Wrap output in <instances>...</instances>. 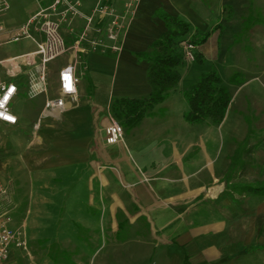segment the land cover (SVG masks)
I'll return each mask as SVG.
<instances>
[{
	"label": "crops",
	"instance_id": "1",
	"mask_svg": "<svg viewBox=\"0 0 264 264\" xmlns=\"http://www.w3.org/2000/svg\"><path fill=\"white\" fill-rule=\"evenodd\" d=\"M96 1L83 0L84 10L89 12ZM110 1L122 9L129 0ZM135 2V18L126 33L123 53L83 57L78 70L82 106L76 109L68 101L63 113L52 116H43L45 104L42 107L39 129L43 121L61 116L70 122L72 129L66 133L42 130V137L35 139L34 154L29 155L31 141L27 136H12L10 130L15 132L24 125L23 114L15 113L19 119L17 126L6 125L8 129L0 124V131L9 134L5 137L0 133V220L7 215L12 219L10 227H24L14 219L18 207L10 173L15 164L29 160L36 177L43 178L41 149L47 142L55 147L56 158L60 155L59 160L55 159L57 164L77 165L87 158L92 162L93 181L82 188L83 202L91 210L95 208L91 191L96 189V181L102 192L115 193L113 207L124 212L136 210L135 218L127 217L135 224L136 244H142L135 251V264H264V196L248 194L245 190L264 186V142L259 144L264 138V59L255 61V66L261 68H254L259 74L253 76L250 62L232 53L233 49L242 48L238 38L248 34L254 39L249 38L248 48L264 51V0ZM158 11L190 25L191 31L184 41L192 40L198 31L211 36L197 47L196 55L200 54L204 63L198 65L185 60L179 68L181 81L177 88L137 126H125L133 131L129 135L124 122L115 114V101L147 99L152 92L148 83L150 63L140 60L138 55L149 51L167 32L165 23L155 16ZM248 19L251 21L245 31ZM67 61L71 62L72 57H67ZM226 66L229 72L224 76L222 70ZM50 69L48 97L54 98L58 96L59 70L51 76ZM82 69L85 76L80 72ZM211 71L219 72L231 95L226 117L220 125L188 124L184 115L189 104L184 93ZM236 74L245 76L243 85L231 84ZM107 78L110 80L105 93H99L102 81ZM17 84L13 110L27 96V78L21 77ZM53 91L55 96H51ZM41 98L47 100L46 96ZM35 111L29 108L30 118ZM248 119L257 135L246 147L255 149L234 161L236 151L249 136ZM114 122L122 125L124 142L109 145L106 133ZM62 146H65L63 150ZM1 188L6 190V195L1 193ZM141 224L147 233L142 232ZM91 225V217L86 216L72 222L81 240L84 233L95 230ZM114 241L121 245L129 242L119 233L114 235ZM25 253L26 250L13 249L4 264H18ZM63 255L69 264H79L69 253Z\"/></svg>",
	"mask_w": 264,
	"mask_h": 264
},
{
	"label": "rangeland",
	"instance_id": "2",
	"mask_svg": "<svg viewBox=\"0 0 264 264\" xmlns=\"http://www.w3.org/2000/svg\"><path fill=\"white\" fill-rule=\"evenodd\" d=\"M11 5L10 12L2 19L8 29L20 26L29 19L35 10L39 9V5L45 7L47 3L43 0H11ZM248 36L249 34L238 38L242 48H235L232 53L237 57L247 59L250 62L251 74L257 76L259 71L255 72L254 70H259L261 67L255 66V61L260 58L264 59V51L249 49L248 47L251 45L249 38L253 39V36L251 34ZM35 49V44L31 40L4 45L0 47V60L17 57ZM67 62V57H64L51 64V76L56 70H61ZM84 70L82 69L80 72L85 76ZM228 72L226 66L222 70V74L226 76ZM109 80L107 78L102 81L99 93H105V86L109 84ZM51 96H55L54 91ZM45 102V98L39 97L31 100L25 96L24 102L19 103L14 109L16 114H23L21 124H24L15 132L0 123L10 129L14 137L27 136L31 141L29 148L32 150L29 149V155L34 154V142L35 139L42 137L40 134L42 130L45 132L51 129L66 133L67 130L72 129L70 122L63 116L58 119H47L42 122L40 129L37 128ZM71 104L76 109L82 106L80 99L77 103L72 102ZM29 108L36 110L31 118L28 115ZM115 114L118 115V112ZM25 123L29 125L25 126ZM123 126L126 134H132L133 131H129L125 125ZM0 133L6 137V131H0ZM54 148L53 145L44 142L41 149L44 156L43 178L36 177L33 164L29 160L15 164L10 173L15 191L14 198L18 207L14 219L18 225L24 226L22 229L26 238L28 237L25 257L19 260L18 264H69L64 253H69L72 260L79 264H135V251H139L137 246H142V244H136L135 224L133 222L132 225L127 217L135 218L136 210L132 208L124 212L113 207L115 193L102 192L97 181L96 189L91 191L95 205L94 210H91L90 205L83 202L82 188L93 181L91 180L94 178L92 177L94 175L92 162L87 158L86 162L77 165L57 164L55 159L59 160L60 155L56 158L53 154ZM60 148L63 150L65 146ZM51 163H55V165L49 166ZM48 166L50 168H47ZM83 216L91 217V228L95 230H92L91 233H84V238L81 240L77 230L72 226V222L74 219H82ZM122 223L124 225L121 227ZM140 228L143 233L148 232L145 225L141 224ZM116 233L121 234L129 242L123 245L116 244L114 241Z\"/></svg>",
	"mask_w": 264,
	"mask_h": 264
},
{
	"label": "built area",
	"instance_id": "3",
	"mask_svg": "<svg viewBox=\"0 0 264 264\" xmlns=\"http://www.w3.org/2000/svg\"><path fill=\"white\" fill-rule=\"evenodd\" d=\"M43 1L47 3L45 7L39 5L37 13L25 23L8 29L2 19L12 8L11 0H0V47L22 40H31L36 47L33 52L0 60V123L8 126L19 123L13 103L19 90L17 80L21 77L27 78L29 99L47 97L43 116L63 113L68 101L77 103L78 70L83 57L91 54L121 55L137 9L135 0L127 1L122 9L110 0H97L89 12L84 10L83 0ZM181 49L186 61H196L197 46L191 40H185ZM69 56L72 61L58 72V96L48 97L50 65ZM106 134L109 145L124 142V129L119 122L112 123ZM1 193L7 194L4 188H1ZM11 222L7 215L0 220V264L9 260L13 249H27L24 230L10 227Z\"/></svg>",
	"mask_w": 264,
	"mask_h": 264
},
{
	"label": "trees",
	"instance_id": "4",
	"mask_svg": "<svg viewBox=\"0 0 264 264\" xmlns=\"http://www.w3.org/2000/svg\"><path fill=\"white\" fill-rule=\"evenodd\" d=\"M161 19L167 28V32L156 41L150 50L138 55L140 60L150 63L148 70V83L152 92L147 99L121 98L115 101V110L119 118L127 128L137 126L156 106L164 103L181 81L179 68L184 64L185 57L180 51L184 38L190 33L191 27L179 18L169 15L164 11H158L155 15ZM251 19L245 23V31L248 29ZM210 33L197 32L191 42L195 46H202L210 38ZM198 65L204 63L200 54L196 55ZM245 83L243 74H236L231 78V84L241 86ZM184 96L189 104V111L184 115L188 124H204L207 122L213 125H220L226 117L231 103V95L224 85L218 71H211L203 74ZM250 124L249 136L236 151L233 160H238L243 154L249 155L254 147L247 149V145L257 135V132ZM264 142V138L259 144ZM248 194L264 196L263 187H248L245 189Z\"/></svg>",
	"mask_w": 264,
	"mask_h": 264
}]
</instances>
